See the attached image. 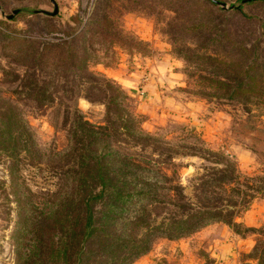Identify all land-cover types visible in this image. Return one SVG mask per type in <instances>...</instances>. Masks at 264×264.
I'll use <instances>...</instances> for the list:
<instances>
[{
    "label": "rangeland",
    "instance_id": "rangeland-1",
    "mask_svg": "<svg viewBox=\"0 0 264 264\" xmlns=\"http://www.w3.org/2000/svg\"><path fill=\"white\" fill-rule=\"evenodd\" d=\"M53 1L56 12L49 17L47 11L54 7L51 0H0V18L36 41L64 36L74 24L73 14L84 21L93 10L99 20L77 39V49L84 46L86 52L88 74L73 70L64 76L61 70L34 68L26 46L0 37V96L18 111L37 149L36 154L20 149L13 171L0 149V264H17L14 221L23 201H16L18 195L12 191L25 192L29 199L24 204L47 206L52 192L65 182L62 170L69 159L60 151L67 143L72 113L78 112L94 124L105 123L104 99L100 91L90 88L91 77L101 86V77L119 86L121 103L136 120L135 126L160 141L162 149L152 144L144 150L139 146L132 149L148 155L150 163L161 166L171 177L169 182L158 183L162 191L179 182L192 198L195 176L208 166L221 164L205 149L232 161L240 178L262 172L264 102L244 111L234 100L201 97L207 90L196 77L202 65L185 60L174 46L201 50L205 42L204 46L221 52L213 41H204L206 32L199 31L214 22L229 26L231 38L264 46V1L216 0L215 5L201 0ZM14 8L18 11L13 19L7 18ZM103 17L106 21H101ZM28 72L38 80L51 79L48 97L34 99L25 93L20 83ZM63 78L66 87L61 86ZM253 194L234 218L239 231L213 221L179 238L157 236L130 264L254 263L251 247L257 229L264 224V198Z\"/></svg>",
    "mask_w": 264,
    "mask_h": 264
},
{
    "label": "trees",
    "instance_id": "trees-1",
    "mask_svg": "<svg viewBox=\"0 0 264 264\" xmlns=\"http://www.w3.org/2000/svg\"><path fill=\"white\" fill-rule=\"evenodd\" d=\"M95 13L92 10L84 21L73 14L70 18L74 24L64 31V36L39 41L0 18V37L26 46L29 64L34 68L61 70L64 76L73 70L88 74L84 46L77 49L76 45L89 25L99 22ZM229 29L218 26V22L199 29L206 32L204 41H213L221 52L204 46L205 42L201 50L182 45L174 46V51L202 65L196 77L207 90L201 92V97L234 100L249 111L252 105L264 102V46L257 41L231 38ZM100 79L103 86L91 77L90 88L100 91L104 99L105 123L94 124L80 113H72L67 143L60 151L69 159L68 167L62 170L65 182L52 192L49 204H24L29 199L25 192L12 191L18 195L16 201H23L14 221L16 263L130 264L150 248L157 236L179 238L213 221H222L239 231L234 218L254 196L253 192L264 198V169L240 178L232 161L205 149L221 164L208 166L195 176L192 198L179 182L162 191L158 183L169 182L171 177L161 166L150 163L148 155L137 154L132 147L144 150L149 144L155 149L163 146L156 137L135 126L136 120L121 103L119 86L112 85L108 78ZM51 82L38 80L28 72L20 84L28 96L43 99L52 91ZM61 86L66 87L64 78ZM0 108V149L13 171L18 151L36 154V144L18 111L1 96ZM257 230L251 247L255 262L251 264H264V224Z\"/></svg>",
    "mask_w": 264,
    "mask_h": 264
},
{
    "label": "water",
    "instance_id": "water-1",
    "mask_svg": "<svg viewBox=\"0 0 264 264\" xmlns=\"http://www.w3.org/2000/svg\"><path fill=\"white\" fill-rule=\"evenodd\" d=\"M51 2H52V4H53V9L51 10V11H47L49 14H54L55 12H56V5H55V3H54V1L53 0H51ZM17 11V8H14V9H12L11 10V12L10 13H8V14H6L5 16L7 17V18H10L11 16H12V14L14 13V12H16ZM41 11H43V12H45L46 10H41Z\"/></svg>",
    "mask_w": 264,
    "mask_h": 264
}]
</instances>
